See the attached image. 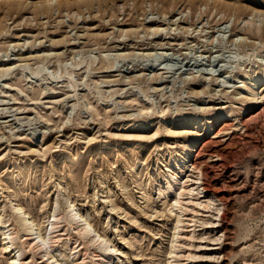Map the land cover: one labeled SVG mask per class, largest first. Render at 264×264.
<instances>
[{"label": "rangeland", "instance_id": "1", "mask_svg": "<svg viewBox=\"0 0 264 264\" xmlns=\"http://www.w3.org/2000/svg\"><path fill=\"white\" fill-rule=\"evenodd\" d=\"M60 262L264 264V0H0V264Z\"/></svg>", "mask_w": 264, "mask_h": 264}, {"label": "bare ground", "instance_id": "2", "mask_svg": "<svg viewBox=\"0 0 264 264\" xmlns=\"http://www.w3.org/2000/svg\"><path fill=\"white\" fill-rule=\"evenodd\" d=\"M217 119H219V118H217ZM176 183H177V181L175 182V184ZM175 184L170 183L169 187L173 189ZM66 200H67L66 201L67 207L71 208V210H72L71 218L74 221H76V223H77L79 219H83V216H81L78 212H75L73 210V205L71 204L72 201H69V199H66ZM15 209H16V212L18 213L19 216L25 218L23 225H24V230L26 231V235L28 237L27 238L28 241H31L35 246L38 247V249H40V250L43 249L48 239L39 233L35 217L33 215H31L30 213H28L21 204L16 205ZM53 217H54V215H53ZM85 225H86V227H84V230H85L86 234H89L92 232L95 233V230L93 229L91 223H89L86 219H85ZM99 238L101 239L102 242L106 243V239L104 237H99ZM104 263H106V262H104ZM58 264H63V263L60 262Z\"/></svg>", "mask_w": 264, "mask_h": 264}]
</instances>
